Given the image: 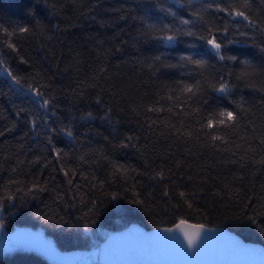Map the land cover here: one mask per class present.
I'll return each instance as SVG.
<instances>
[{
	"label": "trees",
	"instance_id": "16d2710c",
	"mask_svg": "<svg viewBox=\"0 0 264 264\" xmlns=\"http://www.w3.org/2000/svg\"><path fill=\"white\" fill-rule=\"evenodd\" d=\"M250 3V14L264 16V3ZM157 5L190 18L192 7L187 0L183 7L174 0H0V26L9 31L30 29L9 37L0 28V58L14 74L39 73L36 81L46 84L47 92L55 96L60 117L44 121L43 110L17 94L0 69V131H4L0 136V199L16 197L4 200L0 216L4 228L41 227L61 251L91 255L111 231L133 222L152 228L187 219L226 226L247 240L264 243V231L249 220L255 216L264 227V163H254L264 158V144L253 138L264 137V91L260 90L264 87V34L242 25L231 29L227 37L237 41L227 45V53L249 60L255 68L256 87H248V81L236 79L243 70L239 60L221 62L208 55L206 70L182 64L180 55L206 50L197 37L181 36L168 45L142 34L143 24L135 16L174 22ZM206 19L213 20V14ZM193 30L199 31L200 26ZM237 31L249 35H234ZM5 41L16 44L19 51L5 47ZM158 55L161 59L154 60ZM20 57L29 63H22ZM201 72L209 83L232 72L230 83L235 87L230 97L223 98L205 85L207 105L192 107L200 108L201 113L217 106L234 110L230 101H243L251 110L247 119L253 121L255 132L251 127L201 129L197 118L179 115L175 95L170 101L155 103L176 89L177 82L201 80ZM184 99L181 95L180 100ZM169 106L177 111L176 116L166 111ZM150 107H164L165 111H149ZM106 109L111 112L104 119ZM88 112L92 118H82ZM33 117L38 124L35 130L29 123ZM69 122L74 138L59 131L50 133L44 127L50 124L59 129ZM168 124L192 136L182 137ZM206 133L224 137L225 143L217 140L213 145ZM49 136L54 148L67 153L59 162L53 158ZM126 137L134 139L129 142ZM113 162L126 166L127 173L113 175ZM60 164L75 169L72 184ZM161 170L166 176L153 179ZM180 192L185 196L180 197ZM114 194H118L116 199ZM136 199L143 204L132 203ZM0 264L55 263L37 251L15 250L0 252Z\"/></svg>",
	"mask_w": 264,
	"mask_h": 264
},
{
	"label": "snow or ice",
	"instance_id": "6c2138e0",
	"mask_svg": "<svg viewBox=\"0 0 264 264\" xmlns=\"http://www.w3.org/2000/svg\"><path fill=\"white\" fill-rule=\"evenodd\" d=\"M176 4H179L183 7L184 0H174ZM261 3H264V0H260ZM187 4L192 7V10L189 12V17L178 16L172 8H165L163 5H157L159 10L165 13L167 16L173 17V23H165L163 19H150L146 16H135L134 19L139 20L144 27V32L142 34H148L152 39L164 42L165 44L171 45L177 42L181 36L197 37L200 41H203L207 46L204 52L192 51L186 54H182L179 57V60L182 64H190L196 66L198 70H206L208 68V60L205 59V56L211 55L216 58L218 61H231L239 62L243 66V70L236 75L237 80L248 81V87H256V84L253 80V77L257 75L254 66L250 63L249 60L244 59L240 60L236 55H229L226 51L227 45L237 43L233 39H228V34L231 29H239L242 25L249 29H254L257 33L264 34V16H260L259 13H252L250 0H208V2H200V0H187ZM196 4H199L196 7ZM139 6V5H138ZM125 10L127 7H125ZM130 11H135V9H130ZM212 13L214 16L213 20L206 19V16L209 13ZM121 19H126L125 16H121ZM220 20V23L217 24L215 21ZM197 26H200L199 31H194L193 29ZM2 31L9 37L17 35L20 33H28L30 29L28 27H18L14 28L12 31H9L8 28L2 27ZM234 35L248 36V32L237 31L233 33ZM218 36L220 37L218 39ZM5 47L12 49L13 51L18 52L19 50L16 47V44L9 43L5 41ZM190 48L195 49V45H189ZM261 51H264V47H261ZM156 61L161 59V56H155L153 58ZM20 60L24 64H28L29 61L20 57ZM175 67L177 65H170ZM0 69H2L12 82V87L15 89L17 94L28 99L29 103L35 106L36 108L43 110V120H51L52 116H56L57 120L60 119L58 112L56 110L57 106L55 104V96L47 92L48 86L46 84H39L36 81V77L39 76L37 73L35 76H20L14 74L12 69L7 66L6 60L0 58ZM251 69V71H249ZM233 76L232 72H228L226 75H221L216 78L215 83H209L208 78L203 75L201 72V80H196L193 83H184L183 81L177 82L176 89H170V94L165 97H160L156 100V104H160L161 100H172L173 95L176 96V101L174 103L175 108L178 110L179 115L187 118L189 115L197 118V123L200 124L201 129H213L214 126L217 131H220L219 126H224L225 129H232L233 131L240 127H251L252 131L255 132V125L252 120L247 119L250 109H247L243 105V101L237 102L231 100L230 103L235 106V109H230L227 107L217 106L211 111H203L201 113L200 108L192 107V104H202L207 105V100L203 99L204 96V86L213 89L214 92L220 94L223 98H228L232 94L234 84L230 83V80ZM178 89V92H177ZM264 91V87L260 89ZM183 95L185 99L180 100V96ZM188 101L192 103L189 104ZM97 103H100L99 98H97ZM210 107V105H208ZM149 111L163 112L165 111L164 107H157L155 109L149 108ZM167 112L172 113L173 116L177 115V111H173V107L169 106L166 109ZM111 112V109H106L104 114V119L108 118V114ZM238 113V114H237ZM139 114V113H137ZM17 116L20 115V112L16 113ZM254 115V114H253ZM93 114L88 112L82 118L90 119ZM241 121H245L244 125L241 124ZM31 128L35 130L38 126L37 119L35 117L29 120ZM181 128L184 127V121H180ZM44 127L50 133H59L67 136L69 138H74L75 133L73 131L71 122L63 127L56 129L52 128L50 124H45ZM168 128L172 129L173 132L178 133L180 136H192L191 132L181 131V128H177L173 124H168ZM5 131H11V129H5ZM172 132H169L168 135H171ZM4 135V131H0V136ZM211 138V142L215 145V142L219 140L221 143H225L224 137L212 135L211 133H206ZM259 139L261 144H264V137H253ZM133 137H126L127 141L133 140ZM49 145H52V139L48 137ZM54 148V145H52ZM124 147L128 144L122 145ZM237 148L240 145H236ZM248 151H255L254 149L249 148ZM54 159L59 162L67 156V153H63L61 149L54 148ZM39 159V158H37ZM81 160H84V156L80 157ZM106 159V157H105ZM244 159V157H241ZM235 162V161H233ZM87 163V161H85ZM254 163H264V158H261L260 161H254ZM60 169L64 172V175L68 177V183L72 184V177L76 175L75 169L65 168L63 164L59 165ZM113 175L126 174L127 168L124 165L116 164L113 162ZM166 176V173L161 170L156 172L153 176V179L160 178L163 179ZM13 181H9V184H12ZM77 187H79L77 185ZM33 188L44 191V188L40 187L39 184H33ZM6 192L8 191V186L5 185ZM31 191V190H30ZM118 194H114L113 198L116 199ZM164 195L167 196L168 192H164ZM180 197H184L185 193L180 192ZM16 197L13 195H8L3 199H0V209L4 208V200H15ZM132 203L143 204L142 200H133ZM192 205L189 203L188 207ZM261 215H264L262 213ZM249 220L256 224L261 231H264V227L260 225L257 220V217H249ZM4 227L3 222H0V230ZM212 229L206 228L204 224H189L186 219H180L174 227L163 228L160 230L162 233H171L173 235H158V238L161 241L168 243L171 246V251L178 256L182 257H195L199 249H197V244L199 238L202 234L206 232H211ZM181 234L183 239L181 238ZM186 241V244H185ZM191 249H197V251H190Z\"/></svg>",
	"mask_w": 264,
	"mask_h": 264
},
{
	"label": "water",
	"instance_id": "95a60500",
	"mask_svg": "<svg viewBox=\"0 0 264 264\" xmlns=\"http://www.w3.org/2000/svg\"><path fill=\"white\" fill-rule=\"evenodd\" d=\"M188 223L197 224L189 221ZM174 226L148 229L137 222H133L123 229L111 231L101 241L96 252L98 263L264 264V243L247 240L226 226L205 225L206 228L213 231L201 235L197 244L199 252L195 257L175 255L168 243L156 238L158 235H173L162 233L160 230ZM181 238L183 239L182 234ZM197 249L190 251L195 252ZM63 253L68 254V252Z\"/></svg>",
	"mask_w": 264,
	"mask_h": 264
},
{
	"label": "rangeland",
	"instance_id": "374dc122",
	"mask_svg": "<svg viewBox=\"0 0 264 264\" xmlns=\"http://www.w3.org/2000/svg\"><path fill=\"white\" fill-rule=\"evenodd\" d=\"M0 209V216H1ZM1 222V220H0ZM15 250L37 251L55 264H99L96 253H78L71 251L64 254L54 239L47 235L41 227L17 226L12 230L3 227L0 230V252Z\"/></svg>",
	"mask_w": 264,
	"mask_h": 264
},
{
	"label": "bare ground",
	"instance_id": "6f19581e",
	"mask_svg": "<svg viewBox=\"0 0 264 264\" xmlns=\"http://www.w3.org/2000/svg\"><path fill=\"white\" fill-rule=\"evenodd\" d=\"M187 220V219H186ZM187 221H189V222H193V221H191V220H187ZM179 222V221H178ZM177 223V222H176ZM176 223H174V224H172V225H159V226H156V227H161V226H173V225H175ZM197 223V222H196ZM198 224V223H197ZM145 227V226H144ZM152 228H155V227H152ZM148 229H150V228H148ZM251 241H253V240H251ZM100 247V246H99ZM97 255V254H96Z\"/></svg>",
	"mask_w": 264,
	"mask_h": 264
}]
</instances>
